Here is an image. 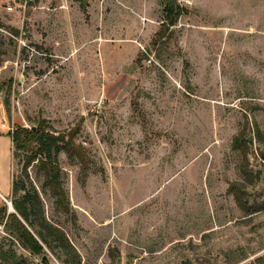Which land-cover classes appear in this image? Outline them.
<instances>
[{
  "label": "rangeland",
  "instance_id": "374dc122",
  "mask_svg": "<svg viewBox=\"0 0 264 264\" xmlns=\"http://www.w3.org/2000/svg\"><path fill=\"white\" fill-rule=\"evenodd\" d=\"M168 1L0 0V98L13 130L79 127L84 169L57 157L73 219L41 192L35 167L29 180L80 264H264V30L233 29L259 22L264 0H203L172 27ZM237 135L252 138L250 181ZM4 223L0 244L42 264L10 244Z\"/></svg>",
  "mask_w": 264,
  "mask_h": 264
},
{
  "label": "trees",
  "instance_id": "16d2710c",
  "mask_svg": "<svg viewBox=\"0 0 264 264\" xmlns=\"http://www.w3.org/2000/svg\"><path fill=\"white\" fill-rule=\"evenodd\" d=\"M183 12L184 10L174 0L166 2L163 6L164 20L169 27L175 25ZM11 31L13 36L18 35L17 30L12 29ZM164 34L165 32L156 33V40ZM156 40L153 42L156 43ZM3 105L7 112L6 101H3ZM79 131V127L76 126L66 135H55L46 132L39 124L34 129L16 127L9 133L13 144V159L19 157L21 153L24 154L23 176L18 181L13 177L11 205L14 212L7 213V208L1 207L0 222L5 219L4 229L9 235L10 244L12 246L16 244L31 256H39L42 264L46 263L42 262V257L46 256L45 248L50 252L53 250L62 252L66 256L65 264H80V256L70 244L66 234L45 217L42 197L39 190L29 180L27 168L35 167L36 175H41L43 179L40 186L41 192L48 193L55 206L73 219L67 192L62 186L61 168L57 164V157L60 153H64L69 160L76 159L84 169L82 149L76 147L74 143V138ZM247 143L244 136L237 135L233 139L232 149L242 154L239 173L245 181H250L251 175L247 170L246 160ZM262 157L264 158V155ZM34 162L37 163L35 166ZM231 195L243 213H252L253 209L244 200V194L236 185L231 184ZM0 262L29 264L27 259L17 255L11 247L4 248L2 244H0Z\"/></svg>",
  "mask_w": 264,
  "mask_h": 264
},
{
  "label": "crops",
  "instance_id": "0c3cea01",
  "mask_svg": "<svg viewBox=\"0 0 264 264\" xmlns=\"http://www.w3.org/2000/svg\"><path fill=\"white\" fill-rule=\"evenodd\" d=\"M232 1V0H231ZM182 5L187 11L194 9L200 0H181ZM196 2V3H195ZM262 2V0H260ZM233 4V3H232ZM194 5V6H193ZM183 9V8H182ZM208 9V7H206ZM262 12L259 17L254 20L259 22H252L245 26L234 27L233 29L239 30H264V4L261 5ZM212 15L220 14L218 9L215 12L210 11ZM217 29H229L231 27H218ZM12 121L9 120L3 101L0 98V208L4 200H9L12 194V181L14 172V159H13V144L9 133L12 132Z\"/></svg>",
  "mask_w": 264,
  "mask_h": 264
},
{
  "label": "built area",
  "instance_id": "2783aa9c",
  "mask_svg": "<svg viewBox=\"0 0 264 264\" xmlns=\"http://www.w3.org/2000/svg\"><path fill=\"white\" fill-rule=\"evenodd\" d=\"M7 11H12V8L11 7H7L6 8ZM24 47L28 48L30 51H34L33 49L29 48L28 46H25L23 44ZM5 204L7 205L8 209H11L12 205H11V201H8V200H4Z\"/></svg>",
  "mask_w": 264,
  "mask_h": 264
},
{
  "label": "water",
  "instance_id": "95a60500",
  "mask_svg": "<svg viewBox=\"0 0 264 264\" xmlns=\"http://www.w3.org/2000/svg\"><path fill=\"white\" fill-rule=\"evenodd\" d=\"M248 142L251 143L252 142V138L249 137L248 138ZM14 212L13 208L11 207V209H8V213ZM42 262H46L45 264H49L48 260H47V256H43L42 257Z\"/></svg>",
  "mask_w": 264,
  "mask_h": 264
}]
</instances>
